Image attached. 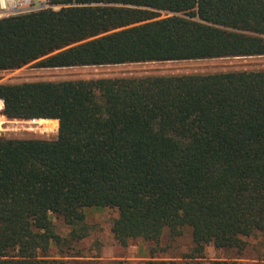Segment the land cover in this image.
<instances>
[{"label": "trees", "instance_id": "1", "mask_svg": "<svg viewBox=\"0 0 264 264\" xmlns=\"http://www.w3.org/2000/svg\"><path fill=\"white\" fill-rule=\"evenodd\" d=\"M53 2L0 18V70L264 55V0ZM0 100L59 126L0 136V264H47L64 240L52 215L78 240L88 207L117 209L123 246L190 227L191 259L264 233V70L0 83Z\"/></svg>", "mask_w": 264, "mask_h": 264}, {"label": "rangeland", "instance_id": "2", "mask_svg": "<svg viewBox=\"0 0 264 264\" xmlns=\"http://www.w3.org/2000/svg\"><path fill=\"white\" fill-rule=\"evenodd\" d=\"M166 13H162L165 16ZM33 61L21 68L0 70V83L27 81L89 80L105 77H145L159 75L208 74L226 71L264 70V55L242 57H219L198 60L149 61L113 65H88L63 68H42ZM4 107V105H3ZM3 109V108H2ZM0 109V136L23 139H53L58 128L45 131L36 123L25 119H9ZM3 120V122H2ZM86 219L78 240L70 237L71 227L60 215H52L56 231L64 237L60 244H51L47 264H142L154 259L175 260L180 264H197L211 260H223L227 264H264V233L256 232L243 237L245 247L216 248L208 245L202 258H186L192 249V232L185 227L179 236H172L165 229L158 243L142 238L121 245L112 232V222L118 215L115 208L85 209Z\"/></svg>", "mask_w": 264, "mask_h": 264}, {"label": "built area", "instance_id": "3", "mask_svg": "<svg viewBox=\"0 0 264 264\" xmlns=\"http://www.w3.org/2000/svg\"><path fill=\"white\" fill-rule=\"evenodd\" d=\"M62 6L53 0H0V18L44 9L58 10Z\"/></svg>", "mask_w": 264, "mask_h": 264}, {"label": "bare ground", "instance_id": "4", "mask_svg": "<svg viewBox=\"0 0 264 264\" xmlns=\"http://www.w3.org/2000/svg\"><path fill=\"white\" fill-rule=\"evenodd\" d=\"M3 105H4L3 101H2V100H0V109H2V108H3ZM2 122H3V120H2ZM0 124H1V123H0Z\"/></svg>", "mask_w": 264, "mask_h": 264}, {"label": "crops", "instance_id": "5", "mask_svg": "<svg viewBox=\"0 0 264 264\" xmlns=\"http://www.w3.org/2000/svg\"><path fill=\"white\" fill-rule=\"evenodd\" d=\"M2 111V110H1ZM58 125H59V122H58Z\"/></svg>", "mask_w": 264, "mask_h": 264}]
</instances>
